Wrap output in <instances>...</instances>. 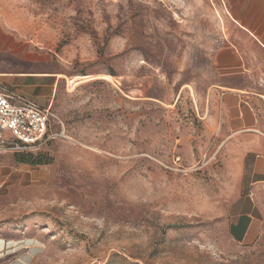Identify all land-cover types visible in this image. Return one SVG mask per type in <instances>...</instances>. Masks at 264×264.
Segmentation results:
<instances>
[{"label": "rangeland", "instance_id": "374dc122", "mask_svg": "<svg viewBox=\"0 0 264 264\" xmlns=\"http://www.w3.org/2000/svg\"><path fill=\"white\" fill-rule=\"evenodd\" d=\"M190 5L0 0V72L43 75L0 90L54 116L51 141L0 150V264H264V180L192 87L218 37Z\"/></svg>", "mask_w": 264, "mask_h": 264}, {"label": "crops", "instance_id": "0c3cea01", "mask_svg": "<svg viewBox=\"0 0 264 264\" xmlns=\"http://www.w3.org/2000/svg\"><path fill=\"white\" fill-rule=\"evenodd\" d=\"M174 1L183 4V0ZM190 3L192 28L197 29L195 24L202 25L204 21L211 22L215 28L211 32L218 37L216 45L207 42L202 46L211 54L201 63L198 61L196 71L192 65V87L207 84L206 97L216 101L222 117L220 130L232 132L227 140L237 141L246 160L257 156L256 166L249 172L251 175L246 172V177L264 180V0H190ZM211 32L206 31L208 36ZM5 35L2 32L0 47ZM1 76H11L19 86L36 91L43 86L40 74L0 72ZM249 217L239 216L230 225L234 240L241 242L247 237Z\"/></svg>", "mask_w": 264, "mask_h": 264}, {"label": "built area", "instance_id": "2783aa9c", "mask_svg": "<svg viewBox=\"0 0 264 264\" xmlns=\"http://www.w3.org/2000/svg\"><path fill=\"white\" fill-rule=\"evenodd\" d=\"M53 119L51 107L0 90V150L16 154L36 150L53 139Z\"/></svg>", "mask_w": 264, "mask_h": 264}, {"label": "trees", "instance_id": "16d2710c", "mask_svg": "<svg viewBox=\"0 0 264 264\" xmlns=\"http://www.w3.org/2000/svg\"><path fill=\"white\" fill-rule=\"evenodd\" d=\"M29 157H30V159H32V158H33V156H32V155H30ZM30 159H28V160H23V162H24V163H28V162H30V161H31ZM33 163L43 164V162H42V161H39V162H33Z\"/></svg>", "mask_w": 264, "mask_h": 264}]
</instances>
